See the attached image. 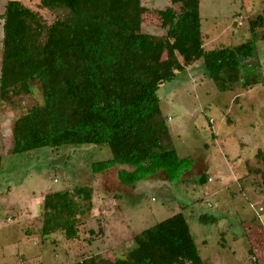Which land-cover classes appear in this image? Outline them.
<instances>
[{"label":"trees","instance_id":"trees-1","mask_svg":"<svg viewBox=\"0 0 264 264\" xmlns=\"http://www.w3.org/2000/svg\"><path fill=\"white\" fill-rule=\"evenodd\" d=\"M169 1L163 11L170 20L165 35L143 32L142 0H39L38 10L9 1L1 15L0 99L12 103L32 94L33 86L43 99L14 121L12 154L50 149L59 155L67 146H106L112 158L93 164L94 175L127 166L132 170L117 175L123 185L159 171L169 183L183 182L194 163L180 158L173 145L159 89L199 61L221 92L254 87L259 81L242 73L243 62L254 57L256 29L264 27V20L250 23L248 42L207 51L201 0ZM253 172L261 173L263 188L264 171ZM199 182L207 183L208 177ZM94 199V188L82 185L45 194L42 236L62 233L67 242L80 239L79 228L94 217ZM197 220L205 226L217 223L205 212ZM175 262L204 264L182 212L135 235L134 248L116 264ZM73 264L92 263L83 259Z\"/></svg>","mask_w":264,"mask_h":264},{"label":"rangeland","instance_id":"rangeland-1","mask_svg":"<svg viewBox=\"0 0 264 264\" xmlns=\"http://www.w3.org/2000/svg\"><path fill=\"white\" fill-rule=\"evenodd\" d=\"M9 1L33 10L39 3L0 0V62L1 15ZM169 5V0H142L144 33H167L170 20L163 11ZM41 13L51 21L49 14ZM200 15L207 51L240 45L251 38L250 23L259 17L264 20V0H201ZM256 31L255 55L243 62L242 69L258 79L254 87L221 92L204 75L199 61L157 93L175 149L198 162L197 176L186 179L192 185L148 182L131 198L118 201L106 195L108 184L98 186L94 217L79 228L80 239L75 241L67 242L62 233L42 236L44 196L75 185H93L98 179L92 165L110 159V149L83 145L63 147L59 155L50 149L13 155L14 121L42 104V94L33 86L32 94L12 103L0 99V264H73L83 259L116 264L134 248L135 235L180 212L188 220L204 264H264V187L261 173L253 172L264 171V27ZM223 164L233 174L225 178L229 185L219 190ZM202 173L206 178L211 175L213 182L200 185ZM233 178L237 181L230 183ZM202 212L217 216V223L201 224L197 217Z\"/></svg>","mask_w":264,"mask_h":264},{"label":"crops","instance_id":"crops-1","mask_svg":"<svg viewBox=\"0 0 264 264\" xmlns=\"http://www.w3.org/2000/svg\"><path fill=\"white\" fill-rule=\"evenodd\" d=\"M178 155L180 158H189L188 156L184 155V156H181L179 154V152L177 151ZM112 158V156L110 157V159ZM195 161V160H194ZM198 166V162H196L192 169L185 172L183 178H182V183H184L187 179V177L189 175H194V177H196L197 175L195 174L196 173V168ZM206 169V168H205ZM121 170H127V171H131L132 169L130 167H127V166H117V167H114L112 169H109L101 174H96L95 178L98 179V181H95L92 183L93 185H89L91 187L94 188L95 190V198H96V201H97V196L96 194L98 193L97 190L98 189V186H101V185H107L106 187L109 188V191H107L106 195H108L110 197V199L112 201H118L120 200L121 198H131L130 197V194L132 193L133 196H134V193L136 191H138L140 188L141 185H143L144 183H148V182H161L162 184H169L164 172L162 171H159L156 175L150 177V178H147L146 180H143L135 185H131V186H127V185H123L121 184V182L118 180V172L121 171ZM220 173H221V179H220V186L217 188V189H222V188H226L229 181L226 182L225 178L227 176H232L233 174V171L231 170L230 166L229 165H226V164H223L221 167H220ZM206 174V173H205ZM204 173H202L200 176H203L205 175ZM234 176V175H233ZM209 179H212L210 182H209ZM237 179L236 178H233V181H230V183H234L236 182ZM208 182L209 183H212L213 182V177L210 175L208 176ZM103 187V186H102ZM126 192L129 193V197L127 196ZM210 192V191H208ZM213 192V191H212ZM211 195H214V194H211ZM132 196V197H133ZM215 216V215H214ZM217 216H215L216 218Z\"/></svg>","mask_w":264,"mask_h":264}]
</instances>
